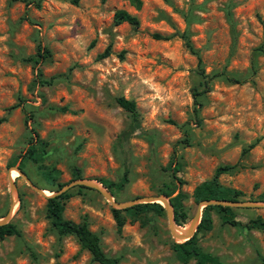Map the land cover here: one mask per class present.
<instances>
[{
	"label": "rangeland",
	"instance_id": "obj_1",
	"mask_svg": "<svg viewBox=\"0 0 264 264\" xmlns=\"http://www.w3.org/2000/svg\"><path fill=\"white\" fill-rule=\"evenodd\" d=\"M141 1L136 9L129 0H42L40 7L26 9L21 0H0V218L16 198L10 222L21 231L0 239V264H98L74 235L58 238L45 214L47 197L17 172L9 173L11 164L21 165L46 194L74 180L73 166L81 178L113 182L117 201L182 192L188 225L198 207L193 189L222 164L235 167L221 174L220 182L241 190L238 200L260 202L264 0ZM119 9L136 15L139 25H115ZM181 32L200 51L207 74L225 71L240 81L214 77L200 96L197 116L193 92L203 88L202 78L196 56L176 35ZM154 33L169 38L155 39ZM109 43L110 55L98 59ZM38 44L49 51H41L43 58ZM29 56L38 58L42 78L51 84H35ZM117 96L135 101L137 125ZM131 126L133 132L120 142ZM31 129L38 135L35 161L25 152ZM176 143L181 181L171 171ZM78 187L68 189L72 196L64 217L86 218L103 250L119 257V264H180L165 208L161 214L148 211L144 223L126 216L118 229L102 193ZM231 208L236 224H224L213 213V227L199 233L198 244L225 264H264V229L247 227L252 218L264 219V205Z\"/></svg>",
	"mask_w": 264,
	"mask_h": 264
},
{
	"label": "trees",
	"instance_id": "obj_2",
	"mask_svg": "<svg viewBox=\"0 0 264 264\" xmlns=\"http://www.w3.org/2000/svg\"><path fill=\"white\" fill-rule=\"evenodd\" d=\"M25 2L26 9L33 5L35 7H40L42 0H21ZM76 2L77 0H73ZM129 3L134 6L136 9H139L142 5L141 0H129ZM122 22H127L133 27H137L139 25V19L136 15L131 14L127 10L119 9L115 11L113 16V23L118 25ZM176 35L181 38L184 42L186 48L196 56L197 58V68L198 74L201 76L202 81V89L193 92V112L197 116L199 108L201 106L200 96L209 91L211 89V81L214 77L218 75H223L228 81L239 83V79L236 77L226 73L225 71L214 72L212 74H207L203 68V63L200 55V51L194 47L189 35L187 32L176 33ZM153 38L155 39H168V36H162L158 33H154ZM93 42L90 44L92 45ZM48 53V49L42 47L40 44L37 45L38 57L43 58V53ZM264 50V49H263ZM111 53V43H109L105 49L98 54V59H103L109 56ZM124 52L121 51L119 53V57L123 56ZM26 61H31L36 66V80L35 84L38 85H45L51 84L52 80H46L42 78V70L38 66V58L35 56H29L25 59ZM116 103L125 111H127L131 118L132 122L137 125L138 124V117L139 112L136 106V103L132 99H128L124 96H117L115 98ZM61 110H65V108H61ZM29 117H26V120ZM134 130V126H131L129 129L122 132L120 135V142H122L125 138H127ZM32 135H30L28 145L26 147V155L28 158L32 160H37V150H36V140L38 135L35 130L31 129ZM185 143L188 142V136L182 139ZM178 143L181 140L177 141ZM174 146V154H173V162L175 165L170 166L173 176L177 179L176 173L180 170L181 164L177 160L178 157V150L177 144ZM253 144H250L247 148L243 149V153H245L248 148L252 147ZM14 164H11L13 166ZM20 169L25 172L24 168L19 165ZM235 165L230 164H222L219 165L213 174V176L208 179L204 180L201 183L197 184L192 192V198L196 203H199L205 199H229L236 201L238 197L243 195L241 190L231 188L228 186L223 185L220 180L219 176L223 173H227L232 170ZM72 177L74 179L81 178L80 169L77 166H73L72 170ZM181 181L180 179H177ZM107 189L111 191V187L114 185L113 182H110L105 179H98ZM63 184H58V188L62 187ZM82 189H90V187H86L80 185L78 187V191L81 192ZM173 191H163L167 196H170ZM112 195L113 192L111 191ZM72 196V192L69 190L62 192L60 194H56L53 196H49L46 198V208L45 214L48 218L52 229L57 234L58 238H62L66 235H74L80 245L81 249L87 250L91 255V260L98 263V264H119V257L117 256H110L108 255L102 248L100 237L98 234L93 232L89 228V223L86 218H83L82 221L74 222L70 219L64 217V209H65V202L66 200ZM183 193L179 192L176 196L170 198V202L174 209V221L177 225H184L187 222V214L183 209L182 205V197ZM258 201H264V192L261 194L260 199ZM21 202V201H20ZM22 204V202H21ZM154 211L156 213L161 214L163 212V207L157 203H140L135 204L131 207L126 209H115L112 208V214L116 221V225L118 229H120L126 221V216L130 217L133 221H140L144 223L148 221V217L146 213L148 211ZM213 213L218 214L222 223L224 224H231L235 225L236 221L234 219L233 209L230 206H222V205H208L205 206L202 210V215L200 218V222L197 225V229L194 234L187 240L183 242H173L171 248L174 252L176 259L179 261L180 264H188L190 260H194L195 264H225L217 255L205 251L199 244H198V235L199 233H204L210 231L213 227ZM187 225V224H185ZM247 227L257 228V229H264V219L257 216L249 220ZM16 235L21 236L20 229L16 226L13 222H8L6 224L0 225V239L5 238L6 236ZM30 255L35 257V252L30 249Z\"/></svg>",
	"mask_w": 264,
	"mask_h": 264
},
{
	"label": "water",
	"instance_id": "obj_3",
	"mask_svg": "<svg viewBox=\"0 0 264 264\" xmlns=\"http://www.w3.org/2000/svg\"><path fill=\"white\" fill-rule=\"evenodd\" d=\"M11 171H16L18 173V175L22 176L26 180V182L28 183V185H30V187H32L35 191H38V192L44 194L46 197L65 192L73 186L83 185V186L91 187L93 189L100 191L102 193V195L110 203V205L115 209H126V208L131 207L135 204L157 202L163 208H165V210L167 212V216H168V220H169V226H170L172 235H173L174 239L176 240V242H183V241L189 239L194 234V232L197 229V225L200 222L202 210L205 206L222 205V206H230V207H238V206L255 207V206L264 205V201L250 202V201H240V200L233 201V200H229V199H205V200H202L199 203H197V206H198L197 211H196L195 215L193 216V218L191 219V221L189 222L191 224L190 230L189 231H182V233H180L181 232L179 230L180 228H177L180 225H177L174 221V209H173V206L170 202L171 196H167L165 194L148 195V196L138 197L136 199H132V200H128V201H117L114 198V196L112 195V193L101 182H99L98 180H95V179H88V178L74 179V180L66 183L65 185H63L60 189L53 191L49 194H46V193H44V190L40 189L38 186H36L31 181V179L26 175V173L20 169L19 165L12 166L9 170V173ZM9 179H10L11 193L13 194L15 183L13 182V180L11 178H9ZM14 205L15 204H14V201L12 198V202H11V205L9 207L7 214L0 218V225L10 222V220L13 216L12 212H13ZM178 238H181L183 240L182 241L178 240Z\"/></svg>",
	"mask_w": 264,
	"mask_h": 264
},
{
	"label": "bare ground",
	"instance_id": "obj_4",
	"mask_svg": "<svg viewBox=\"0 0 264 264\" xmlns=\"http://www.w3.org/2000/svg\"><path fill=\"white\" fill-rule=\"evenodd\" d=\"M14 172H16V171H11V174L14 173ZM14 175H15V174H14ZM16 176H17V175H16ZM16 176H15V177H16ZM13 201H14V204H15V205H14V207H13L12 215H13V213L15 212V206L17 205V199L14 198ZM190 225H191V224H190ZM190 225H188V224H187V225H180L181 227L178 226L177 228H180L179 230H180L181 232H180V231H179V232L182 233V231H189V230H190ZM178 240H181V241H182L183 239L178 238Z\"/></svg>",
	"mask_w": 264,
	"mask_h": 264
}]
</instances>
